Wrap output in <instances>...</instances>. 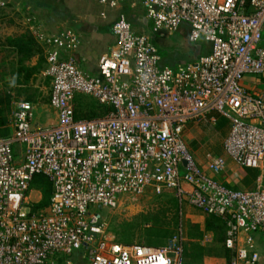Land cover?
<instances>
[{
    "label": "built area",
    "instance_id": "obj_1",
    "mask_svg": "<svg viewBox=\"0 0 264 264\" xmlns=\"http://www.w3.org/2000/svg\"><path fill=\"white\" fill-rule=\"evenodd\" d=\"M104 8L140 4L152 33L188 26L191 43L204 41L210 55L176 69L160 67L150 37L134 32L122 14L112 31L116 46L84 73L62 53L79 49L72 31L49 35L34 29L46 50L49 104L58 122L34 125V106L15 105L12 133L0 138V264H51L81 252L87 264H190L179 229L166 247L124 246L108 233L99 211L125 197L174 192L205 215L225 221V264H258L256 236L264 244V184L237 190L214 177L225 175L224 157L197 164L184 139L191 121L218 113L228 121L225 154L240 168L264 164V0H100ZM6 5L0 0V7ZM105 14L103 13V16ZM91 97L111 111L76 120V99ZM214 123L215 120L211 119ZM208 171V172H206ZM48 178L50 206L32 212L30 188ZM189 186V189H186ZM212 238L206 235L203 246Z\"/></svg>",
    "mask_w": 264,
    "mask_h": 264
},
{
    "label": "crops",
    "instance_id": "obj_2",
    "mask_svg": "<svg viewBox=\"0 0 264 264\" xmlns=\"http://www.w3.org/2000/svg\"><path fill=\"white\" fill-rule=\"evenodd\" d=\"M5 2L8 6L17 4L15 9L18 12V18H20L18 23L20 33L16 36L8 37L23 35L33 37L39 52L33 56L30 65L35 66L42 62L40 63L42 66L40 75L42 76H44L46 69V50L44 45L35 39L34 29L44 31L49 35H54L64 30L72 31L79 37L81 45L75 52H63L62 59H72L84 73L98 76L99 62L109 55L116 46L117 39L113 34L112 28L120 15L124 14L127 17L134 32L138 35L148 36L147 33L151 28V22L147 19L146 11L140 4L136 7H132L130 4H123L118 8L108 9L100 4V0H5ZM103 13L105 14L104 16ZM178 31L188 38V26L183 25ZM3 46L10 49L18 60V54L13 47L8 46V44ZM210 53L211 46L207 44L206 51L199 58L210 55ZM254 80L257 79L247 77L244 85L249 87ZM36 105H33L34 125L49 127L58 122V113L50 106L49 101L37 103ZM37 110L43 113L44 122L43 120L35 119V111ZM211 119H214L215 122L212 123ZM208 134L210 139L205 142L203 138L207 137ZM228 134V121L218 113H212L201 120L189 122L184 131V139L197 164L202 168H206L209 155L224 157L227 163L229 162L232 166L234 164L231 158L225 154L224 149L219 147L222 145L223 148L224 140ZM234 172V170L230 173L227 171L225 175L214 178L237 190H252L254 183L256 187L261 185V181L257 178L254 182H250L248 187L241 183L242 177L239 180L234 178ZM236 174L238 175L239 172ZM186 189H189V186H186ZM202 218L198 222L199 224L204 222V216ZM209 235L212 241L204 247L209 250L214 244V256L207 254L204 257L203 264H225L231 255L230 252L224 249L223 243L219 241L217 234ZM256 240L258 241L257 251L260 254V262L258 264H264V249L260 246L261 243H259L260 239L258 236H256ZM51 264H87V262L83 259L81 253H77L74 260L58 257Z\"/></svg>",
    "mask_w": 264,
    "mask_h": 264
},
{
    "label": "rangeland",
    "instance_id": "obj_3",
    "mask_svg": "<svg viewBox=\"0 0 264 264\" xmlns=\"http://www.w3.org/2000/svg\"><path fill=\"white\" fill-rule=\"evenodd\" d=\"M7 1V0H6ZM17 4L10 6L6 5L0 7V99L4 100L7 95L12 98L9 111L6 113L8 117L9 129H11L12 115L15 109V105L20 102H29L35 106L37 103H44L49 101L51 84L49 79L37 74L34 76L29 84H24L23 79L19 78L17 73V59L16 55L10 51L6 45V39L8 36H16L20 33V26L18 18V12H16ZM148 32V31H147ZM147 35L151 38L153 44L156 46L159 56L161 58L160 67L177 68L179 65H186L199 58L203 52L206 51L207 43L199 41L197 43H191L186 35L181 32H173L168 34H153L150 31ZM259 88L264 90V80H254ZM83 102L98 104L97 101L91 97L85 95H79L78 100ZM76 102V109L78 108ZM99 105V104H98ZM97 113L103 114V109L99 108ZM35 119L43 120V113L40 110L35 111ZM44 124V123H43ZM4 128H0V136L3 135ZM7 136V135H6ZM5 137V136H2ZM205 139V140H204ZM210 139V135L204 137L203 140L207 142ZM199 141V140H196ZM214 147V145H213ZM221 149L222 145L219 146ZM224 151V150H223ZM231 166L228 162V172L234 170V178L241 183L249 187L250 182H254L259 178L261 184H264V164L261 169H245L240 168L233 162ZM234 167V169H232ZM239 174L237 175L236 173ZM241 175V176H239ZM259 184V183H258ZM256 184H253L251 189H255ZM42 194L34 189L31 193V199L33 203L40 201ZM176 199L174 192L165 191L161 194H156L152 191H147L145 194L137 197H125L122 199L120 205L112 210H101L99 215L102 221L106 224L108 233L113 236L118 243H124L127 236L130 235V241L132 245H143L154 248L166 247L169 239L179 230L182 229L187 241V235H196L195 227H204L206 215L201 211L195 209L187 202L179 204L180 212V224L179 227L174 225V210L172 208V202ZM167 209V218L162 222L160 228H154L152 219L161 215L162 210ZM204 216V222L199 224ZM149 221V222H148ZM130 230L131 234L127 231ZM168 232L169 236L164 233ZM165 235V236H164ZM259 237V236H258ZM259 243L261 248L264 249V244L259 237ZM258 244V242H257ZM210 255L214 256V244L208 250ZM81 253V252H77ZM77 253H74L68 259H75ZM58 258V257H57Z\"/></svg>",
    "mask_w": 264,
    "mask_h": 264
},
{
    "label": "trees",
    "instance_id": "obj_4",
    "mask_svg": "<svg viewBox=\"0 0 264 264\" xmlns=\"http://www.w3.org/2000/svg\"><path fill=\"white\" fill-rule=\"evenodd\" d=\"M8 46L13 47L15 52L18 54L17 60V73L19 78L23 79L24 84H29L31 79L41 72L42 66L39 62L35 66L30 65V62L36 54H38L39 49L35 40L30 35H23L17 37H9L6 39ZM0 46H1V37H0ZM12 98L10 95H7L4 100L0 99V128H4L3 135L8 137L11 134V129H9L8 117L6 113L10 109ZM78 103V108L75 109V119L76 120H88L101 117L111 111V108L101 106L97 104H91L83 102L81 99H76ZM103 109V114L99 115L97 113L98 109ZM7 135V136H6ZM0 136V138H5ZM257 170V169H256ZM31 189H37L38 192L42 194L40 201L36 202L32 206V212H41L46 210L50 206L51 197L53 193V188L51 182L42 175H37L34 177L31 182ZM179 200L176 198L172 202V208L174 212V225L179 227L180 224V212H179ZM167 209L162 210L161 215H157L152 219L153 227L160 228L162 222L167 218ZM149 222V221H148ZM197 231L196 235L189 234L187 235V241L184 243V258L190 264H203L204 257L207 254H210L208 250L201 244V241L206 235L217 234L219 241L223 243L226 239V224L225 221L214 215H206L204 227L200 228L195 227ZM128 234H131V231H127ZM166 236L168 232L164 233ZM164 235V236H165ZM130 235L127 236V239L124 243H120L124 246H131Z\"/></svg>",
    "mask_w": 264,
    "mask_h": 264
}]
</instances>
